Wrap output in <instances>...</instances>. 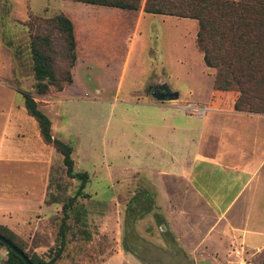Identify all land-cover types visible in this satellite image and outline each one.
<instances>
[{"label":"rangeland","instance_id":"rangeland-1","mask_svg":"<svg viewBox=\"0 0 264 264\" xmlns=\"http://www.w3.org/2000/svg\"><path fill=\"white\" fill-rule=\"evenodd\" d=\"M62 1L73 2L30 0L27 19L22 20L14 10L21 8L26 0H0V21H11L9 25H1L2 43L13 58L11 87L18 92L29 90L38 108L52 121L53 133L71 146L72 171L85 173L86 184L77 193L79 180L65 175L61 156L53 151L44 201L45 206L52 208L43 215L36 214L42 217L38 226L37 220L29 217L23 219L22 224L18 223L12 232L3 224L5 216L11 213L0 207V226L13 233L14 241L24 246L29 256L35 254L47 261L60 249L52 264H186L170 232L172 228L180 229L181 225L172 213L164 217L162 207L168 203L178 213L187 205L181 196H173L168 202L155 201L149 186L155 176L153 172L148 173L158 158L161 163L157 165L164 166L167 161L164 154L163 159L154 154L151 139L155 136L154 128L157 130L155 143L169 149L167 141L177 142L179 132L175 131L177 134L174 132L170 137L165 130L157 128L163 127L169 112L172 124L183 127L185 114L182 112L183 117L179 118L181 112L172 107L162 112L149 105L136 104V101L154 100L151 93L159 92L158 87H164V80L167 89L178 95L177 100L166 103L181 108L185 103L210 97L214 77L221 80L223 76L216 74V70L204 69L201 55L194 48V37L186 33L187 26L182 29L180 24L174 26L157 18L141 25L140 30L148 31L149 35L145 37L141 33L138 40L146 39L151 49L162 46L167 50L183 40V51L172 50L166 56L156 48L141 55L136 40L125 64L130 22L116 21L113 12L102 9L93 10L91 16L103 31L83 37L77 33L76 50L74 42L77 63L74 66V61V68L70 70L71 84L63 86L60 93L50 88L43 96H36L30 90L33 78L29 39L46 32L52 36L53 68L58 72L65 70L64 46L58 33L45 24L61 15L55 10L60 8ZM46 2L51 4L42 13L40 8ZM83 9L74 11L77 29L84 20V14L80 13ZM229 92L236 97L235 91ZM14 99L21 101L18 95ZM172 146L173 150L178 148L175 144ZM166 178L160 180L168 182ZM127 217L128 226L125 224ZM238 245L227 243L226 260L221 259L218 264H228L232 259L227 256L230 249ZM244 251L247 264H264V249L252 251L244 247ZM5 254L0 248V264Z\"/></svg>","mask_w":264,"mask_h":264},{"label":"crops","instance_id":"crops-1","mask_svg":"<svg viewBox=\"0 0 264 264\" xmlns=\"http://www.w3.org/2000/svg\"><path fill=\"white\" fill-rule=\"evenodd\" d=\"M29 1L26 0L21 8L14 10L22 20L27 19ZM66 2L62 1L60 8L56 7L55 11L71 23L75 50L77 33L83 37L103 31L91 16L93 10L106 9L114 13L116 21L130 22L125 64L136 40L141 55L156 48L165 52L166 56L172 50L183 51V40L176 47L169 46L168 50L162 49V46H153L151 49L146 39L138 40L141 33L145 37L149 35L148 31L140 30L141 25H146L148 20L157 18L160 22L167 21L174 26L180 24L182 29L187 26L186 33L192 38L196 30L192 20L146 14L142 12L141 6L136 11H127ZM49 4L51 2H46L40 12L43 13ZM81 9L84 20L77 29L73 16L74 11ZM87 14H90L89 17ZM9 24L10 20L0 21V207L10 211L3 224L13 232L18 223L22 224L23 219L29 217L36 219L38 226L42 217L36 214L41 215L52 208L51 205L45 206L44 201L53 150L39 138L34 120L22 106V98L20 102L14 99L15 95H20L11 87L13 58L9 48L2 43L1 29V25ZM76 63L77 60L74 66ZM33 84L30 90H33ZM163 84V88H169L164 80ZM210 91V97L192 102L205 109L201 115L189 114L166 101L154 102L151 98H147L148 101H136V104L149 105L162 112L172 107L181 112L179 118L185 114L183 127L172 124V113L169 112L163 127L157 128L165 130L166 136L170 137L175 131L179 132L178 143L167 141L169 149L155 143L157 130L154 128L155 136L151 137L154 154L157 153L161 158L164 154L167 161L164 166L157 165L161 163L158 158L148 173L153 172L155 176L149 181L155 201L168 202L173 196H181L187 205L183 212L178 213L168 203L162 207L164 217L172 213L181 225L180 229L172 228L170 232L175 236L174 244H178L179 250H182L186 264H218L219 260L225 259L227 243L235 242L252 251L264 249V115L236 112L233 110L235 93L213 88ZM49 121L50 135L57 138L52 130V121ZM172 144L178 148L173 150ZM149 157L152 159V155ZM137 169L143 172V169ZM162 177H167L169 181L164 183L160 180ZM227 256L231 258V254ZM227 263L230 264V260Z\"/></svg>","mask_w":264,"mask_h":264},{"label":"trees","instance_id":"trees-1","mask_svg":"<svg viewBox=\"0 0 264 264\" xmlns=\"http://www.w3.org/2000/svg\"><path fill=\"white\" fill-rule=\"evenodd\" d=\"M72 1L127 11H136L141 4V0ZM141 9L146 14L194 21V48L201 55L204 69L216 70V74L223 76L221 80L218 76L214 77V89L237 93L233 101L234 111L264 115V0H144ZM45 24L58 33L65 49L67 64L64 71L54 70L52 53L50 54L52 36L49 37L47 32L30 37L29 54L34 80L33 92L36 96H43L50 88L60 92L63 86L70 85V70L75 61L74 38L69 20L63 15H56ZM19 95L26 114L36 124L43 144L61 156L65 175L79 180L77 193H80L87 177L85 173L72 172L71 146L51 137L50 121L38 109L30 93L19 91ZM129 222L127 217L126 226ZM0 237L23 253L31 264H52L60 250L56 251L54 257L44 261L35 254L29 256L24 251V246L14 241L13 233L1 226ZM0 248L6 252L1 264H24L1 242Z\"/></svg>","mask_w":264,"mask_h":264},{"label":"water","instance_id":"water-1","mask_svg":"<svg viewBox=\"0 0 264 264\" xmlns=\"http://www.w3.org/2000/svg\"><path fill=\"white\" fill-rule=\"evenodd\" d=\"M151 97L156 101L161 102H168V101H175L178 99L177 93H171L170 90L167 88H161L159 92L151 93ZM162 226V225H161ZM0 242L7 247L10 251L15 253L23 262L24 264H31L27 257L23 255L19 250L13 247L9 242H7L4 238L0 237Z\"/></svg>","mask_w":264,"mask_h":264},{"label":"built area","instance_id":"built-area-1","mask_svg":"<svg viewBox=\"0 0 264 264\" xmlns=\"http://www.w3.org/2000/svg\"><path fill=\"white\" fill-rule=\"evenodd\" d=\"M181 109L189 114L194 115H201L205 112L204 108H201L193 103H185L181 107ZM231 254V260L230 264H247L246 261V253L244 251V248L242 246H238L237 248H234L230 252Z\"/></svg>","mask_w":264,"mask_h":264},{"label":"flooded vegetation","instance_id":"flooded-vegetation-1","mask_svg":"<svg viewBox=\"0 0 264 264\" xmlns=\"http://www.w3.org/2000/svg\"><path fill=\"white\" fill-rule=\"evenodd\" d=\"M156 87H154V89H155ZM161 88H163V87H158V90H160Z\"/></svg>","mask_w":264,"mask_h":264}]
</instances>
